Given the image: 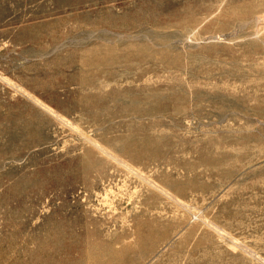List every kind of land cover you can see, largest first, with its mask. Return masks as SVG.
Returning <instances> with one entry per match:
<instances>
[{"label": "rangeland", "instance_id": "rangeland-1", "mask_svg": "<svg viewBox=\"0 0 264 264\" xmlns=\"http://www.w3.org/2000/svg\"><path fill=\"white\" fill-rule=\"evenodd\" d=\"M263 182L264 0H0V264H264Z\"/></svg>", "mask_w": 264, "mask_h": 264}, {"label": "bare ground", "instance_id": "bare-ground-1", "mask_svg": "<svg viewBox=\"0 0 264 264\" xmlns=\"http://www.w3.org/2000/svg\"><path fill=\"white\" fill-rule=\"evenodd\" d=\"M247 136L248 137H254L255 136V134H253V133H251V132H249L248 134H247ZM258 139V138H257ZM259 140V139H258ZM231 143H233V144H236V143H240V144H242V146L243 147H246L248 144V142L246 141V140H239V139H235V140H231ZM264 183V182H263Z\"/></svg>", "mask_w": 264, "mask_h": 264}]
</instances>
